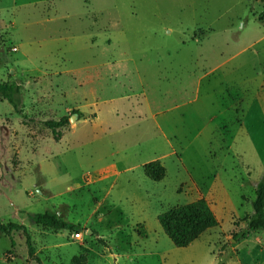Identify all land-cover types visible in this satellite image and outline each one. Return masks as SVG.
<instances>
[{
	"label": "rangeland",
	"instance_id": "rangeland-1",
	"mask_svg": "<svg viewBox=\"0 0 264 264\" xmlns=\"http://www.w3.org/2000/svg\"><path fill=\"white\" fill-rule=\"evenodd\" d=\"M13 80L0 222L25 225L44 264H264V231L232 239L264 165V0H0ZM62 116L54 141L43 121ZM198 199L217 225L175 247L157 215ZM46 210L78 229L34 224ZM0 264H36L21 232L0 233Z\"/></svg>",
	"mask_w": 264,
	"mask_h": 264
},
{
	"label": "trees",
	"instance_id": "trees-1",
	"mask_svg": "<svg viewBox=\"0 0 264 264\" xmlns=\"http://www.w3.org/2000/svg\"><path fill=\"white\" fill-rule=\"evenodd\" d=\"M0 98L7 101L18 114H22L19 81H1ZM43 124L50 130L53 140L58 141L63 136V129L68 125V117L62 116L57 120L47 119L43 121ZM142 171L146 178L156 182L162 180L165 176V167L158 159L145 162L142 165ZM30 218L34 224L54 230L72 232L78 229L76 224L61 219L55 212L50 210L34 213ZM157 221L163 233L178 248L191 245L204 232L217 225V219L204 199H198L167 209L157 215ZM255 231H264V165L263 172L254 186L252 212L246 225L232 234V239L234 241L244 239ZM14 232H21L24 236L29 258L34 260L36 264H44L35 254L30 233L25 225L15 222H0V233L11 236ZM69 264H87V260L83 254L74 255Z\"/></svg>",
	"mask_w": 264,
	"mask_h": 264
},
{
	"label": "water",
	"instance_id": "water-1",
	"mask_svg": "<svg viewBox=\"0 0 264 264\" xmlns=\"http://www.w3.org/2000/svg\"><path fill=\"white\" fill-rule=\"evenodd\" d=\"M74 120H75V115L72 114V115L69 117V121H70V122H73Z\"/></svg>",
	"mask_w": 264,
	"mask_h": 264
},
{
	"label": "crops",
	"instance_id": "crops-1",
	"mask_svg": "<svg viewBox=\"0 0 264 264\" xmlns=\"http://www.w3.org/2000/svg\"><path fill=\"white\" fill-rule=\"evenodd\" d=\"M152 160H154V159H152ZM147 162H148V161H147ZM143 164H144V163H143ZM143 164H142V165H143Z\"/></svg>",
	"mask_w": 264,
	"mask_h": 264
}]
</instances>
